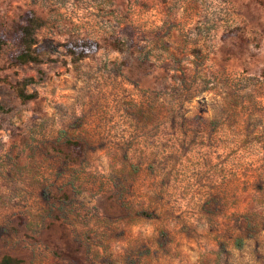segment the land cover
Here are the masks:
<instances>
[{
	"label": "rangeland",
	"instance_id": "374dc122",
	"mask_svg": "<svg viewBox=\"0 0 264 264\" xmlns=\"http://www.w3.org/2000/svg\"><path fill=\"white\" fill-rule=\"evenodd\" d=\"M28 11L40 60L0 44V259L264 264V0H0V34Z\"/></svg>",
	"mask_w": 264,
	"mask_h": 264
},
{
	"label": "trees",
	"instance_id": "16d2710c",
	"mask_svg": "<svg viewBox=\"0 0 264 264\" xmlns=\"http://www.w3.org/2000/svg\"><path fill=\"white\" fill-rule=\"evenodd\" d=\"M41 25L42 19L37 16L34 11H28L24 16L23 23H17L10 33L2 32L0 34V44L10 40L15 46L14 50L8 54L10 65L21 66L28 63H36L40 60V52L38 49L39 41L36 36V31ZM98 45V41L91 39L62 43L66 55L70 56L74 61L80 60L96 51ZM31 80L32 79H27L14 85L17 95L23 101L31 100L36 97L35 92H27L25 88V83ZM68 146L71 149L75 147L81 148L80 143L75 141H69ZM159 244L160 246H164L165 241L161 240ZM0 264H21V261L13 256L4 255L0 259Z\"/></svg>",
	"mask_w": 264,
	"mask_h": 264
},
{
	"label": "built area",
	"instance_id": "2783aa9c",
	"mask_svg": "<svg viewBox=\"0 0 264 264\" xmlns=\"http://www.w3.org/2000/svg\"><path fill=\"white\" fill-rule=\"evenodd\" d=\"M253 166H254V165H253ZM248 168H251V167L248 166Z\"/></svg>",
	"mask_w": 264,
	"mask_h": 264
}]
</instances>
